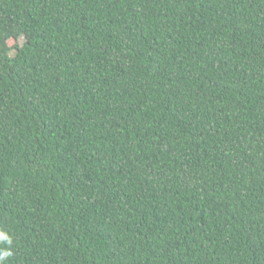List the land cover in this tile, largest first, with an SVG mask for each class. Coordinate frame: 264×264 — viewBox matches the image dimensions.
<instances>
[{
	"label": "trees",
	"instance_id": "obj_1",
	"mask_svg": "<svg viewBox=\"0 0 264 264\" xmlns=\"http://www.w3.org/2000/svg\"><path fill=\"white\" fill-rule=\"evenodd\" d=\"M0 233L2 264H264V0H0Z\"/></svg>",
	"mask_w": 264,
	"mask_h": 264
},
{
	"label": "clouds",
	"instance_id": "obj_2",
	"mask_svg": "<svg viewBox=\"0 0 264 264\" xmlns=\"http://www.w3.org/2000/svg\"><path fill=\"white\" fill-rule=\"evenodd\" d=\"M0 238L7 239L6 236H4L2 233H0ZM10 242V241H9ZM11 255V252H4L3 254H0V264H2V261L5 257Z\"/></svg>",
	"mask_w": 264,
	"mask_h": 264
},
{
	"label": "rangeland",
	"instance_id": "obj_3",
	"mask_svg": "<svg viewBox=\"0 0 264 264\" xmlns=\"http://www.w3.org/2000/svg\"><path fill=\"white\" fill-rule=\"evenodd\" d=\"M11 56H14V53H11Z\"/></svg>",
	"mask_w": 264,
	"mask_h": 264
}]
</instances>
